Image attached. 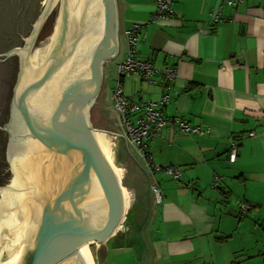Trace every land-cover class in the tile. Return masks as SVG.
<instances>
[{"label": "crops", "instance_id": "obj_1", "mask_svg": "<svg viewBox=\"0 0 264 264\" xmlns=\"http://www.w3.org/2000/svg\"><path fill=\"white\" fill-rule=\"evenodd\" d=\"M42 1L0 0V19L4 18L0 53L9 45L19 47L15 30L21 35L30 32ZM116 5L119 50L104 67L102 87L91 107H95L92 126L124 138L106 75L111 68L115 73L118 57H126L125 31L138 25L136 58L157 67L173 66L177 76L166 85L150 86L132 75L122 82L124 96L143 102L170 94L162 106L163 116L185 118L202 133L186 135L166 127L148 143V154L156 165L178 168L177 180L163 172L150 174L128 145L149 175L151 187L160 188V203L152 193L150 203L143 177L123 140L108 133L115 137L112 150L117 165L113 161L111 170L121 180L126 217L122 228L97 246V264H110L108 259L119 252L138 249L137 241L145 243L141 252L146 260L115 264H242L249 260L264 264V0L225 7L217 23L211 14L219 0H172L175 18L158 22H150L155 0H116ZM232 139L238 142L234 163L228 160ZM215 178L219 185L214 188ZM240 203L248 208L242 215L237 210ZM131 213L133 222L126 226ZM250 232L256 236L255 249L244 255L245 242L233 245Z\"/></svg>", "mask_w": 264, "mask_h": 264}, {"label": "water", "instance_id": "obj_2", "mask_svg": "<svg viewBox=\"0 0 264 264\" xmlns=\"http://www.w3.org/2000/svg\"><path fill=\"white\" fill-rule=\"evenodd\" d=\"M49 20L50 33L41 39ZM118 26L116 0H43L30 32L15 30L21 46L0 53V61H18L3 128L11 176L0 190V250L19 264H85L80 247L106 243L121 226V180L104 160L96 132L123 140L151 203L149 175L126 140L90 121L104 67L118 54ZM90 170L106 209L96 225Z\"/></svg>", "mask_w": 264, "mask_h": 264}, {"label": "built area", "instance_id": "obj_3", "mask_svg": "<svg viewBox=\"0 0 264 264\" xmlns=\"http://www.w3.org/2000/svg\"><path fill=\"white\" fill-rule=\"evenodd\" d=\"M244 0H219L218 8L211 14V20L214 23L220 21V12L223 8H236ZM172 0H155V10L151 16L150 22L167 20L175 18ZM140 26L133 27L125 31L127 53L124 60L116 65L115 80L116 86L112 90L113 108L116 112L119 127L127 144L133 148L142 158L144 167L150 174L163 172L174 180L179 177V170L175 166L161 167L154 163L152 157L148 154L147 147L150 140L158 137L161 131L166 127H176L183 134H198L202 130L190 123L189 120L181 117H164L162 106L170 100V94H163L158 101H132L123 94L122 82L125 78L137 75L147 85H166L176 79L177 72L173 66L157 67L150 61H142L136 58V46L139 38L137 31ZM205 33V31H201ZM249 136H253L252 133ZM238 142L235 139L230 140L228 160L234 163L237 157ZM219 179L215 178L213 187H217ZM151 193L156 203L162 200V193L158 186L151 187ZM240 215L248 211L247 206L239 207Z\"/></svg>", "mask_w": 264, "mask_h": 264}, {"label": "flooded vegetation", "instance_id": "obj_4", "mask_svg": "<svg viewBox=\"0 0 264 264\" xmlns=\"http://www.w3.org/2000/svg\"><path fill=\"white\" fill-rule=\"evenodd\" d=\"M18 46H21V44H18ZM12 47L9 45L3 52H8ZM17 65L18 61L16 57H10L0 61V190L9 184V178L11 176L6 158L8 135L3 128L6 120L8 122L9 119L12 89L16 78Z\"/></svg>", "mask_w": 264, "mask_h": 264}, {"label": "bare ground", "instance_id": "obj_5", "mask_svg": "<svg viewBox=\"0 0 264 264\" xmlns=\"http://www.w3.org/2000/svg\"><path fill=\"white\" fill-rule=\"evenodd\" d=\"M96 134L98 135V137L100 139V143H99L98 147L100 148V150L104 156V160L107 162V164L111 168L113 161H114L112 145L114 143L115 137L112 135L103 133V132H96ZM75 159L77 160V161L76 160L75 161L79 164V171L81 172L82 164L77 157ZM88 181H89V185H90L88 197L92 201V205H93L94 212L96 215V220H95V225H96L98 223L99 219H101V218L103 219V216H104V219L106 217V214H105L106 209H105V204H104V200H103V192H102V188H101V186H100V184H99V182H98V180H97V178H96V176L92 170H90ZM98 208H100V210H101V212L99 211L100 215H98V210H97ZM125 217H126V213L123 214L121 220L122 221L125 220ZM121 228H122V226H119L118 231ZM92 245H98V244L91 241V242L86 243L82 247H80V251H81V254L83 256L85 264H94V260L92 258L91 252L89 250V247H91ZM14 259H16L14 256L9 255L7 253H4L0 250V264H8L10 261H13ZM19 263L20 262H18L17 264H19Z\"/></svg>", "mask_w": 264, "mask_h": 264}, {"label": "rangeland", "instance_id": "obj_6", "mask_svg": "<svg viewBox=\"0 0 264 264\" xmlns=\"http://www.w3.org/2000/svg\"><path fill=\"white\" fill-rule=\"evenodd\" d=\"M39 1H40V0H39ZM41 1H42V0H41ZM40 6H41V3H38V6H37V7L40 8ZM37 10H39V9L36 8V11H37ZM37 12H38V11H37ZM121 61H122V59L118 57L117 60H115L114 64H119ZM107 72H108V73H107V75H106V80L110 83L111 86H113L112 89H114L115 86H116L115 73L113 74V69H112V68H111V69H108ZM145 84H146V83H145ZM109 88H110V87H109ZM126 90H127V85H126ZM94 108H95V107H94ZM94 108H91V109H90V113H92V114H91L92 121H93V119H94V115H95ZM93 123H94V121H93ZM91 124H92V123H91ZM92 127H93V126H92ZM93 128H94V127H93ZM114 163L117 165V162H116L115 159H114ZM241 205H245V204H243V203L241 204V203H240V204L237 206V210H238L239 212L241 211V210H239V207H240ZM238 214H239V213H238ZM131 220H132V222H133V213H131V214L128 216L126 226H130V224L132 223ZM123 221H124V220H123ZM123 221L121 222V226H122ZM249 231H251V230H249ZM257 236H259V235H257ZM138 237H139V236H138ZM257 239H258V238H257ZM241 241L246 243V244H245V245H246V248L248 247V251H246L244 255H247V253H248L249 255L252 254V253L254 252V249H255V248H254L255 241H256V236H255V234H251V232H250V234H247L246 236H244V235L239 236V238H238L236 244H234L233 247H236L237 245H239V243H241ZM237 243H238V244H237ZM259 244H260V242H259ZM136 245L138 246V249H135L136 247H134V248L131 249V251H129V252H126V253L119 252V254H116L114 257L112 256L111 259H108V262H109V260H110V264H115L116 261H117V263H118V262H121V263H129V262H135V263H138V262L141 261L142 259H143V261L146 260V258H144L143 253L141 252V250L143 251L144 248H145V243H144L143 241H140V242L137 241ZM96 248H97V245H92L91 247H89V250H90V252H91L92 258H93V260H94V264H97V260H96V258H95ZM131 252H133V253H131ZM101 254H103V253L101 252V253H100V256H101ZM249 261H250V262H249ZM249 261H246V263L243 262L242 264H253V263H251L252 260H249ZM18 262H19V261H18L17 259H14L13 261H10L8 264H17ZM248 262H249V263H248ZM255 264H261V261L255 263Z\"/></svg>", "mask_w": 264, "mask_h": 264}, {"label": "trees", "instance_id": "obj_7", "mask_svg": "<svg viewBox=\"0 0 264 264\" xmlns=\"http://www.w3.org/2000/svg\"><path fill=\"white\" fill-rule=\"evenodd\" d=\"M37 9H39V8L37 7ZM37 11H39V10H37ZM37 11H36V14H35V18H36L37 13H38ZM51 23H52V21L49 20L48 23L46 24V26L44 27V30L41 33V39L45 38L50 33ZM20 44H22V43L20 42L19 45ZM91 114L92 113H90V116H91Z\"/></svg>", "mask_w": 264, "mask_h": 264}]
</instances>
